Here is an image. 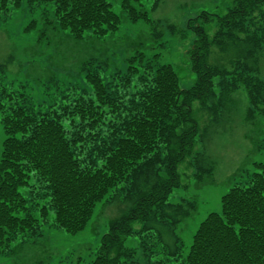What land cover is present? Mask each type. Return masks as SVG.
I'll return each instance as SVG.
<instances>
[{"label": "trees", "instance_id": "1", "mask_svg": "<svg viewBox=\"0 0 264 264\" xmlns=\"http://www.w3.org/2000/svg\"><path fill=\"white\" fill-rule=\"evenodd\" d=\"M22 1L0 0V16ZM142 1L122 0L132 22L151 21L148 12L137 6ZM39 4L53 7L43 13L49 27L68 30L76 40L88 32L97 37L115 33L122 22L109 0H29L32 8ZM263 6L264 0H234L233 7L218 16L212 38L197 20L190 22L197 32L189 52L197 80L188 89L182 88L172 64L146 59L143 52L130 58L134 64L127 72H116L110 79L93 61L84 62L93 95L79 93L47 110H38L28 98L18 99L1 87L0 112L7 137L0 153V252H10L18 239L43 236L50 210L56 228L79 233L97 204L124 183L121 188L129 190L127 197L136 196L134 205L111 220L90 264H140L137 248L126 246L130 236L140 238L145 264H164L155 256L161 247L167 253L169 249L159 230L152 233L151 221L170 225L169 197L182 187L178 166L193 153L199 134L193 103L200 101L207 108L210 98L220 97L217 106L208 107L217 113L225 99L244 88L250 103L248 118L264 116V78L256 67L264 53V10L257 15ZM212 15L204 12L208 21ZM37 23L34 19L27 29ZM240 40L247 51L231 69L209 61L214 46L225 51ZM0 71L4 73L1 65ZM255 166L246 183L222 196L221 211L211 212L201 222L182 264H264V162ZM197 169L200 182L205 173L213 172V166ZM176 212L190 214L184 209ZM134 221L143 226L135 230ZM180 242L171 253L175 260L183 251L177 238Z\"/></svg>", "mask_w": 264, "mask_h": 264}, {"label": "rangeland", "instance_id": "2", "mask_svg": "<svg viewBox=\"0 0 264 264\" xmlns=\"http://www.w3.org/2000/svg\"><path fill=\"white\" fill-rule=\"evenodd\" d=\"M109 1L122 19L119 30L104 37L88 32L81 40L72 37L68 30L46 24L44 9L50 10L51 5L39 4L32 8L29 0H23L21 6H11L7 14L0 16V65L4 67V73L0 71V88L14 92L18 99L28 98L38 110H47L53 105L59 107L79 93L93 95V87L83 69L84 62L93 61L94 67L99 66L100 74L110 79L116 72H127L134 64L130 58L143 52L146 59L172 64L182 88L188 89L197 80L189 53L197 32L189 27L190 22L197 20L212 38L218 29V16L225 15L234 5V0H143L142 6H137L148 12L151 21L132 22L122 8V0ZM261 10L264 6L257 15ZM204 12L213 14L212 20L208 21ZM34 19L37 25L27 29ZM246 51V43L242 40L229 44L225 51L214 46L209 61L231 69L234 61L245 56ZM262 52L255 66L264 78ZM219 91L217 88V94ZM219 98H210L208 107L217 106ZM208 107H203L200 101L192 105L199 134L193 153L178 166L182 187L169 197L172 206L166 209V214L170 225L161 220L151 221L152 233L160 231L164 239L162 244L169 249L167 253L161 247L155 256V260H163L164 264L183 263L201 222L211 212H220L222 196L236 184L246 183L249 174L256 170V162H264V148L261 147L264 116L248 118L250 103L244 88L225 99L217 113ZM2 117L0 112V153L7 137ZM212 166V174L205 173L203 182L196 179L198 167ZM121 187L124 183L97 204L92 219L77 234L56 228L53 225L55 214L50 210V223L44 225V235L18 239L11 245L10 252H0V264H90L111 220L124 216L134 205L136 196L127 197L129 190ZM119 188L121 190L117 191ZM187 202L195 204V208ZM179 209L190 214L183 216L176 212ZM132 226L139 230L143 222L134 221ZM177 238L184 247L175 260L177 256L171 253L181 246ZM125 243L137 248L140 264H145L140 238L130 236Z\"/></svg>", "mask_w": 264, "mask_h": 264}]
</instances>
